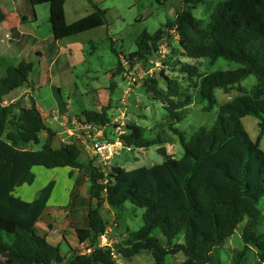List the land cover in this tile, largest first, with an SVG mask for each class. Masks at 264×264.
Returning a JSON list of instances; mask_svg holds the SVG:
<instances>
[{"label":"trees","instance_id":"16d2710c","mask_svg":"<svg viewBox=\"0 0 264 264\" xmlns=\"http://www.w3.org/2000/svg\"><path fill=\"white\" fill-rule=\"evenodd\" d=\"M26 1L34 14L35 6L50 5L56 45L106 25V10L100 6L67 23L68 0ZM89 1L93 4V0ZM204 1L183 0V9L176 17L153 34L144 31L137 41V50L125 58L129 67H145L164 40L170 46L177 36V47L172 46L176 59H208L211 64L224 59L240 65L235 70L202 74L198 66L183 63L181 58L171 62L169 57L158 78L145 80L143 87L153 99L162 102L170 128L184 149L183 156L177 158L168 153L161 139L148 140L147 128L127 125L122 136L127 148L161 145L157 150L164 161L151 168H104L94 159L83 160V149L76 141L54 148L56 131L46 124L34 99L31 98L29 108H20L18 102L6 103L11 93L27 86L34 63L21 60L12 64L0 57V264H118L119 258L133 260L143 252H150L155 264H166L169 256L182 257L178 264H224L225 245L240 229L244 246L232 254L230 264H246L250 252L255 253L254 264H264V216L257 208L264 197V151L260 148L264 135V0H213L215 6L205 25L192 13ZM6 17L0 10V23ZM23 19L27 21L28 17ZM13 35L24 40L18 44L20 48L34 39L16 29ZM172 63L207 101V112L217 104L216 89L225 93L237 89L243 94L220 107L211 128L199 127L188 136L175 127V120L183 121L192 97L179 79L167 74ZM124 68L120 60L113 78L122 75ZM249 76L258 81L250 93L239 85ZM110 109L107 106L85 110L80 122L115 127ZM247 116L259 120L260 135L256 141L243 124ZM42 133H46L42 148L30 149V144L41 142ZM36 167L79 171L74 193L83 177H87L93 197L97 195L111 208L121 210L131 202L145 209L144 226L138 231L128 230L113 247L95 249L90 255L72 249L69 258L63 257L61 247L36 230L54 182L31 202L15 194L18 188L34 184ZM94 199L81 202L87 207L85 225L75 227L79 245L96 244L108 228L99 210L101 201L95 204ZM78 201V194H72L71 206ZM155 231L166 241L154 236Z\"/></svg>","mask_w":264,"mask_h":264},{"label":"rangeland","instance_id":"374dc122","mask_svg":"<svg viewBox=\"0 0 264 264\" xmlns=\"http://www.w3.org/2000/svg\"><path fill=\"white\" fill-rule=\"evenodd\" d=\"M94 6H100L106 10V25L61 40L56 45L50 22L49 4L35 6L36 14H34L26 0H0V10H5L7 16L6 21L0 23V56L5 57L12 64L21 60L34 63V70L26 86L31 93L23 95L22 92L25 89H19L6 98V103L15 104L18 102L20 108H29L32 105L31 98L34 99L43 112L55 113L59 116L60 120L46 118V122L59 135H62L61 139L68 141L69 136L62 120L69 119L74 122L71 128L76 129L77 123L83 120L82 112L97 110L99 105L97 100H102L99 97L102 96L101 98L104 100L105 95L111 90L113 92L112 101H108L107 105L111 108L109 116L114 122L116 121V126L122 124L124 132L127 125L143 126L148 129L146 135L148 140L161 139L169 154L177 158L182 157L184 149L178 136L170 128L167 110L161 101L153 99V95L143 87L145 80L152 78L149 75V69L152 66L147 63L145 67L142 64L129 67L125 58L137 50V41L144 31L153 34L166 25L170 19H174L176 14L183 9V0H93V4L89 0H68L65 4L66 22L73 23L87 16L95 10ZM214 6L213 0H205L192 10V13L205 25L208 23ZM23 14L27 15V21H24ZM14 29L21 35H30L34 39L32 38V41L29 40L26 46L20 48L18 44H23L24 40L20 36L14 37ZM177 44V39H172V44L166 45L165 57L167 61L169 57L171 62L172 59H176L172 52V46L177 47ZM180 58L177 57L176 61ZM181 59L183 63L198 66L199 72L202 74L218 70H235L240 67L239 64L224 59H219L214 64H211L208 59ZM120 60L124 62L125 72L113 78L112 72L115 71ZM174 63L168 66L167 74L179 79L184 89H188V93L192 97V103L184 111L183 121L178 123L175 120V127L185 131L188 136L199 127L211 128L218 117L220 107L243 94L237 89H233L230 93L216 89L217 104L207 112V101L201 99L198 89L180 74V69L174 66ZM159 74L160 72H157L153 78H158ZM113 83L117 85V88L113 87ZM257 83L255 76H249L239 85L250 93ZM243 124L251 138L256 141L260 135L259 120L254 116H247L243 119ZM107 129L112 132L114 127L111 126ZM60 140L58 143L55 141L56 146L65 145ZM72 140L78 143L77 139L72 138ZM44 142L45 134L42 133L41 142L30 144L29 148L40 150ZM160 146L121 150L110 161V164L127 170L140 167L151 168L164 161V157L157 150ZM260 148L264 151V135L261 137ZM83 153L84 158L94 159L97 163L93 156L87 155L85 151ZM67 169L70 168L36 167L33 186H24L26 187L24 190L44 189L53 181L54 189L48 205L58 209L71 207L67 215L69 221L64 219L68 226L65 224L62 228L64 235L71 241L69 243L63 241L61 244L62 255L69 258L72 254L71 247L77 246L76 241L72 239L75 227L85 225L87 206L81 202L95 198L94 203L98 204L101 200L97 195L93 197L94 194L91 193L89 184H86V177H83L82 183L74 193L77 178L73 177V174L67 176ZM76 193L79 196V201L71 206L72 194L77 195ZM257 208L264 216V197L260 200ZM99 210L107 227L112 229L109 238L114 241V244L122 238L127 229L138 231L144 226L145 209L139 208L131 202H127L124 204V208L117 210L101 201ZM262 230L264 232V228ZM154 236L163 242L166 241L158 231L154 232ZM243 246L240 229L225 245L224 264H230L229 259L232 254ZM79 247L78 245L76 250L79 251ZM181 261L182 257L169 256L166 264H178ZM254 261L255 253L250 252L246 264H254ZM117 262L118 264H155L150 252H143L133 260L119 258Z\"/></svg>","mask_w":264,"mask_h":264},{"label":"built area","instance_id":"2783aa9c","mask_svg":"<svg viewBox=\"0 0 264 264\" xmlns=\"http://www.w3.org/2000/svg\"><path fill=\"white\" fill-rule=\"evenodd\" d=\"M176 39L178 40L177 36ZM166 45L167 41L164 40V42L159 46L158 51L149 60L148 65L152 66V68L149 69V75L152 78L157 75V72H161L165 68ZM130 84L132 85V83ZM46 118L60 120L59 116L55 113L47 114ZM62 121L68 136L77 139L83 151H85L87 155L93 156L96 159L97 164L104 168L111 166L110 161L121 150H132L131 148L126 147L122 138V136L125 134L122 124L115 126L113 129V136L107 138L104 134L103 127L79 122L77 123V128L72 129L71 125L74 122H71L69 119H63ZM109 233L110 228L108 227L106 232L99 238L96 244L92 245L90 243H86L79 245L80 249L79 251L77 250V253L82 255H90L95 249L113 247L114 241L109 238Z\"/></svg>","mask_w":264,"mask_h":264},{"label":"crops","instance_id":"0c3cea01","mask_svg":"<svg viewBox=\"0 0 264 264\" xmlns=\"http://www.w3.org/2000/svg\"><path fill=\"white\" fill-rule=\"evenodd\" d=\"M18 2V1H17ZM29 9V8H28ZM3 11V10H2ZM5 11V10H4ZM3 11V12H4ZM5 13V12H4ZM23 16H26L27 17V15H25V14H23ZM40 55V54H39ZM0 57H2V56H0ZM113 73V72H112ZM114 88H117V85L115 86H113ZM23 89H25L23 92H22V94L24 95V94H26V93H31L30 91H29V89L28 88H23ZM110 91V93H107V91H106V95H105V103H104V100H103V98H101V97H99V99H102V100H97V102L99 103V105H98V108H97V110H100L102 107H106V106H108L107 104H108V101H112V95H113V92L111 91V90H109ZM16 92V91H15ZM14 93V92H13ZM13 93H11V94H13ZM10 94V95H11ZM9 95V96H10ZM8 96V97H9ZM7 97V98H8ZM104 97V96H103ZM102 106V107H101ZM39 107V106H38ZM39 109H40V107H39ZM40 111H41V113H42V115H43V117H44V120H45V122H46V116H47V113H45V112H43L41 109H40ZM116 122V121H115ZM114 121H113V123H115ZM46 124L48 125V126H50L47 122H46ZM104 134H105V136L108 138V137H110L111 136V134H113V131L112 132H110L107 128H104ZM45 135H46V133H44ZM56 139H55V141H57V143H58V140H60L61 138H62V135L60 134L59 135V133L58 132H56ZM54 141V144H53V146H54V148H59V147H61V145H59V146H56L55 145V142ZM60 141H62V143L63 144H69V143H71L72 141H74V140H72V137H68V141L66 140L65 141V139H61ZM83 160H87L86 158H84V156H83ZM34 170H35V168H34ZM66 171V170H65ZM67 176H68V174H73V177H76V178H78V176H79V174H80V172L79 171H76V170H72V169H67ZM72 180V179H71ZM77 180V179H76ZM75 180V181H76ZM86 184L88 183L89 184V188H90V182H89V180H88V178L86 177ZM24 186H33V184L32 185H24ZM24 186H22V187H20V188H18L17 190H16V192H15V194H16V196H18V197H20L21 199H23V200H25V201H28V202H31V201H34V200H36L37 198H38V196H39V194H40V191L42 190L41 188L40 189H34V190H32V191H30L31 189H25L24 190V188H26V187H24ZM78 192H79V190H78ZM70 208L71 207H68L67 209H58V208H56V207H54V206H51V205H48L47 206V208H46V210L44 211V213H43V215H42V217H41V219L38 221V223L36 224V230H37V232L41 235V236H45V237H47V239L51 242V243H53V244H55V245H58V246H60L61 247V244H62V242L63 241H66L67 243H69V241H71V239L70 238H68L67 236H65L64 235V232H62L63 230H62V228L64 227V225L65 224H67V222H65V220L64 219H69L68 217H67V215L69 214V212H70ZM69 221V220H68ZM44 224V225H43ZM67 226H68V224H67ZM128 230H130V229H127V231ZM110 231H112V229L110 228ZM127 231H126V233H127ZM130 231H132V230H130ZM125 233V234H126ZM124 234V235H125ZM73 237H72V239L73 240H75L76 241V245L78 246L79 245V241H78V238H77V234H76V230H75V232L73 233ZM123 235V236H124ZM122 236V237H123ZM70 245V244H69ZM77 246H75V247H71V249H77L76 247ZM62 254V253H61ZM63 256V255H62ZM63 257H66V256H63Z\"/></svg>","mask_w":264,"mask_h":264}]
</instances>
